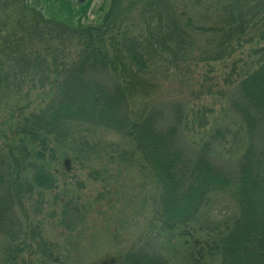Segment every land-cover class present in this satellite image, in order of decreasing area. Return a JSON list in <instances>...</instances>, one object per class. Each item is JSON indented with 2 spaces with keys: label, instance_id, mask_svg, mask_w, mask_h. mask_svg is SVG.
<instances>
[{
  "label": "trees",
  "instance_id": "obj_1",
  "mask_svg": "<svg viewBox=\"0 0 264 264\" xmlns=\"http://www.w3.org/2000/svg\"><path fill=\"white\" fill-rule=\"evenodd\" d=\"M236 1L246 13L235 27L228 26L233 17L225 28L193 27L186 14H180L179 20L172 13L166 17L164 32L154 27L147 32L146 40L127 37L120 42L122 47L114 44L116 39H109L105 45L106 27L136 13L163 21L160 16L167 10L161 12L159 6H168L170 1L111 0L103 22L78 28L49 21L22 1L25 10L41 15L42 23L52 27L38 31L33 41L4 39L8 53L0 63L5 66L0 68V86L10 95L19 94L27 82L29 90L41 91L34 105L28 100V91L23 105L18 103L20 97L14 101L7 107L1 125L0 234L8 243L7 263L15 264L23 251H30L35 244L44 259L41 264H60L40 230L29 228L32 222L24 203L35 193L56 188L54 164L61 148L75 139L82 140V136L87 143V137L92 140L98 130L104 129L116 138L131 141L137 169L150 172V195L145 200L150 215L128 249L100 264H264V57L256 61L252 72L233 82L231 77L224 81L248 107L247 112L243 106L236 110L246 122L247 133L250 135V129L256 127L261 134L258 146L256 142L252 145L248 136L243 154L231 168L218 167L211 156L212 143L223 145L227 132L216 129L207 143H196L194 136L199 123L202 128L205 122L204 114L196 118L195 111L181 110L179 101L170 104L169 115L153 105L133 119L129 108L135 98L146 97L147 88H155L148 79L149 67L156 65L151 56L168 54L173 58L172 65L178 60L184 62L195 52V37L210 32L204 53L211 54L214 43L217 52H213L214 57L204 55V60H218L235 50L225 45L233 34L244 35L243 27L264 22V0ZM253 2L248 10L246 6ZM255 11L261 12L260 17ZM26 29L21 32L29 31ZM59 38L78 46L76 60L66 67L65 48ZM31 42L58 43L55 57L59 58L53 60V69L39 50L29 52L35 56L25 53L22 47L27 48ZM161 111L163 116H159ZM222 198L233 203L231 210L226 203L222 205Z\"/></svg>",
  "mask_w": 264,
  "mask_h": 264
},
{
  "label": "rangeland",
  "instance_id": "obj_2",
  "mask_svg": "<svg viewBox=\"0 0 264 264\" xmlns=\"http://www.w3.org/2000/svg\"><path fill=\"white\" fill-rule=\"evenodd\" d=\"M22 1L24 0H0V63L8 53V44L4 39L33 41L38 31L44 32L46 28L52 27L42 23L41 15L34 14L30 9L25 10ZM30 1V5L38 10V13L41 7L49 21L78 28L95 25V19L103 17L109 10L111 0H86L83 4L66 0H36L37 7L34 5L35 0ZM169 1L170 5L159 6L161 12L167 10L166 14L160 16L163 21H157L154 15L136 13L132 17L125 16L121 23L117 22L115 26L106 27L103 31L107 38L105 45L109 39H116L114 44L118 47H122L120 42L124 43L127 37L138 41L146 40L147 32L154 27L164 32L167 26L166 17L172 13L177 15L179 20L180 14H186L185 17L192 20L193 27L224 28L232 24V27L237 26L246 13L240 1L236 0ZM253 5L254 2L246 8L250 10ZM255 13L260 17V11ZM230 17H233V20L227 26ZM182 23L183 20L179 22L180 25ZM23 27L29 31L22 33ZM243 30L244 35L235 33L225 42L226 46L235 50L229 56H223L222 53L223 57L218 60H204V55L214 57L213 52H217L214 43L209 49L211 54L204 53L210 32L195 37V52L184 62L178 60L172 65L173 58L168 54L162 57L151 56V61L156 62V65L149 67L148 79L151 84L154 83L155 88H147L145 98H135L133 103H129L130 117L134 119L133 116L139 115L140 111L148 112L147 109L153 105L169 115L168 110L173 107L170 104L179 101L184 107H181V110L195 111L196 118L204 114L205 122L202 128L198 122L199 129L194 136L197 144L207 143L209 135L216 129L227 132L225 141H222L223 145L218 147L219 141L212 143L214 146L211 148V156L218 167L231 168L243 154L248 136H251L250 143L253 145L256 142V146L261 138L259 128L252 127L250 135L247 133L246 122L236 110H241L242 106L248 110V107L241 101L240 95L227 88L224 82L227 77H231L233 82L239 76L252 72L256 61L264 57V22L255 27H243ZM214 38L219 39L217 36ZM59 39L62 44L63 38ZM56 42H44L41 45H33L31 42L27 44V48H22L30 56H35L29 53L30 51L39 50L47 66L53 69V60L59 58L55 57V49H59ZM63 47L67 57L63 60L66 67L76 60L78 46L76 43L64 42ZM0 68L5 69V66L2 64ZM34 84L38 87L36 80ZM29 89L27 82L19 94L10 92V95L2 85L0 86V132L7 107L19 97L18 103L23 105L27 101L23 96L28 91V100L33 102L32 105L38 102L36 96L41 91ZM160 113L159 116H163L162 111ZM247 120L250 122L249 118ZM106 131L98 130L92 140L87 137V143H84L81 134L82 140L75 139L64 149L61 148L56 154L54 164L56 188L35 193L24 203L25 211L32 222L29 228L40 230V236L53 249L60 264H100L117 257L139 237L149 221L150 206L145 200L150 195L147 178L150 172L137 169V155L133 152L135 150L131 141L116 138L110 131ZM221 200L222 205L226 203L230 210L233 208V203L230 204L224 198ZM7 246L6 237L0 234V264H9L5 256ZM32 252L35 255L31 254ZM22 258L30 264H41L44 260L36 250L35 244L30 251H23ZM22 258L18 257L15 264H25Z\"/></svg>",
  "mask_w": 264,
  "mask_h": 264
},
{
  "label": "water",
  "instance_id": "obj_3",
  "mask_svg": "<svg viewBox=\"0 0 264 264\" xmlns=\"http://www.w3.org/2000/svg\"><path fill=\"white\" fill-rule=\"evenodd\" d=\"M66 1H71V2H74L76 4H83L86 0H66ZM27 4H28V2H27ZM106 17H107V15H105L103 17V21L105 20Z\"/></svg>",
  "mask_w": 264,
  "mask_h": 264
},
{
  "label": "flooded vegetation",
  "instance_id": "obj_4",
  "mask_svg": "<svg viewBox=\"0 0 264 264\" xmlns=\"http://www.w3.org/2000/svg\"><path fill=\"white\" fill-rule=\"evenodd\" d=\"M95 24H98V22L100 21V19H95Z\"/></svg>",
  "mask_w": 264,
  "mask_h": 264
}]
</instances>
